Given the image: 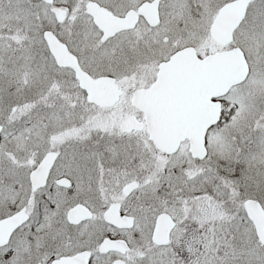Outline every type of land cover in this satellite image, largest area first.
Returning <instances> with one entry per match:
<instances>
[{"label":"snow or ice","instance_id":"1","mask_svg":"<svg viewBox=\"0 0 264 264\" xmlns=\"http://www.w3.org/2000/svg\"><path fill=\"white\" fill-rule=\"evenodd\" d=\"M0 264H264V0H0Z\"/></svg>","mask_w":264,"mask_h":264}]
</instances>
